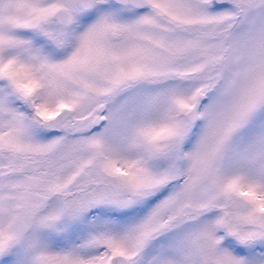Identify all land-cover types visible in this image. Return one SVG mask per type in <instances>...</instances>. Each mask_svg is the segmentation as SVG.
I'll use <instances>...</instances> for the list:
<instances>
[{"label":"snow or ice","instance_id":"snow-or-ice-1","mask_svg":"<svg viewBox=\"0 0 264 264\" xmlns=\"http://www.w3.org/2000/svg\"><path fill=\"white\" fill-rule=\"evenodd\" d=\"M0 264H264V0H0Z\"/></svg>","mask_w":264,"mask_h":264}]
</instances>
